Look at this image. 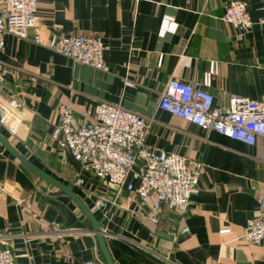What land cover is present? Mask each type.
Here are the masks:
<instances>
[{
	"label": "crops",
	"instance_id": "obj_1",
	"mask_svg": "<svg viewBox=\"0 0 264 264\" xmlns=\"http://www.w3.org/2000/svg\"><path fill=\"white\" fill-rule=\"evenodd\" d=\"M230 0H40L36 31L41 37H100L110 72L75 65L30 40L6 35L0 51V98L16 99L17 138L0 134L38 169L68 187L110 234L104 236L115 264H264V245L238 239L246 221L260 213L264 195V141L254 147L207 132L157 110L165 83L199 81L211 61L218 75L208 91L214 107L229 96L264 95V0H242L253 22L243 38L222 21ZM99 101L151 119L148 147L200 163L197 192L177 224L161 206L123 189L100 211L94 198L74 186L77 166H62L51 131L61 105L75 123L88 121ZM137 182H134L136 184ZM106 212V215H104ZM189 228L174 244L171 234ZM229 228V234H220ZM0 246L14 264H83L100 259L92 225L62 191L42 181L0 144Z\"/></svg>",
	"mask_w": 264,
	"mask_h": 264
},
{
	"label": "built area",
	"instance_id": "obj_2",
	"mask_svg": "<svg viewBox=\"0 0 264 264\" xmlns=\"http://www.w3.org/2000/svg\"><path fill=\"white\" fill-rule=\"evenodd\" d=\"M40 0H0V51L5 36L30 40L34 44L59 54L75 65L108 73L105 46L100 37L89 35L41 37L36 31L37 6ZM121 1V0H117ZM139 2L140 0H129ZM258 24L264 27V6ZM222 21L234 27L237 39L243 38L253 22L242 0H230ZM218 75V62L211 61L199 81L192 84L170 78L159 95L157 110L178 117L207 132L254 147L264 141V95L257 99L229 96L227 105L214 107V96L208 91ZM89 120L75 123L72 108L61 105L58 123L51 138L61 153L60 164L77 166L74 186L94 198L93 211H100L123 189L140 201L151 200L153 210L161 206L181 215L188 212L191 197L197 192L202 170L200 163H191L175 153H165L148 147L146 134L150 118L132 113L119 105L99 101ZM21 123L20 105L16 99L0 98V128L11 138H17ZM134 182H137L134 184ZM111 194V197H110ZM260 213L247 220L238 239L251 245H264V195L259 199ZM106 215V212H104ZM223 228L220 234H229ZM189 234V228L176 229L171 234L174 244ZM0 264H14L9 249L0 246ZM83 264H104L93 259Z\"/></svg>",
	"mask_w": 264,
	"mask_h": 264
},
{
	"label": "water",
	"instance_id": "obj_3",
	"mask_svg": "<svg viewBox=\"0 0 264 264\" xmlns=\"http://www.w3.org/2000/svg\"><path fill=\"white\" fill-rule=\"evenodd\" d=\"M0 144L7 149L24 167L29 170L32 174H34L36 177L41 179L42 181L46 182L47 184L57 188L58 190L62 191L69 199H71L72 202H74L77 207L84 213V215L87 217V219L90 221L92 225L93 232L96 236V240L99 246V254H100V259L104 264H115L111 256L107 250L106 243L104 240V236L110 234L108 231H103L104 228L101 224V222L97 221L94 216L93 212L89 211L83 204L82 202L75 196V194L66 186H64L62 183L58 182L51 176L47 175L40 169H38L36 166H34L30 161H28L26 158L21 156L15 149L14 147L0 134ZM111 197V194H110ZM169 218L172 219L175 224L173 225L174 227L176 226V222L179 218V216L175 213H170ZM138 250H141L143 253H145L148 257L153 259L155 262L158 264H168L166 261L163 259L156 257L155 255L137 248Z\"/></svg>",
	"mask_w": 264,
	"mask_h": 264
}]
</instances>
